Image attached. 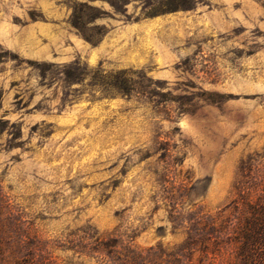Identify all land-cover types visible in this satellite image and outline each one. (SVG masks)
Wrapping results in <instances>:
<instances>
[{
  "label": "rangeland",
  "instance_id": "374dc122",
  "mask_svg": "<svg viewBox=\"0 0 264 264\" xmlns=\"http://www.w3.org/2000/svg\"><path fill=\"white\" fill-rule=\"evenodd\" d=\"M236 184L264 0H0V264L196 262Z\"/></svg>",
  "mask_w": 264,
  "mask_h": 264
},
{
  "label": "trees",
  "instance_id": "16d2710c",
  "mask_svg": "<svg viewBox=\"0 0 264 264\" xmlns=\"http://www.w3.org/2000/svg\"><path fill=\"white\" fill-rule=\"evenodd\" d=\"M235 189L228 213L204 224L195 237L197 261L184 264H264V184ZM189 248L192 252L194 245Z\"/></svg>",
  "mask_w": 264,
  "mask_h": 264
}]
</instances>
